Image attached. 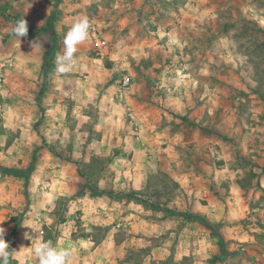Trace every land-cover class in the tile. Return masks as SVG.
Returning <instances> with one entry per match:
<instances>
[{
  "label": "rangeland",
  "instance_id": "obj_1",
  "mask_svg": "<svg viewBox=\"0 0 264 264\" xmlns=\"http://www.w3.org/2000/svg\"><path fill=\"white\" fill-rule=\"evenodd\" d=\"M240 1L238 14L228 9L222 12L223 19L238 18L241 22L251 18L243 10L246 1L242 0V4ZM31 3L32 0H0V5L7 6L5 16L0 13V168L10 167L20 174L3 173L5 177H12L14 185L19 188L17 196L6 200L4 207L14 230L23 233L18 239L13 236L9 264H22L23 257L28 255L25 245L30 241L24 232L34 231L22 223L32 225L38 236H48L54 245L57 237L69 240L86 237L87 234L92 235L94 243L91 245L101 241L109 245L120 244L113 252L118 264H221L228 256L213 254L212 246L206 240L202 244L198 242L200 232L189 225L191 220H185L178 209L170 210L167 206L168 200L174 202L180 195L179 180L161 167H152L149 161L153 153L144 152L142 157L123 153L122 146L129 142L126 140L122 144L118 140V136L123 135L131 137L129 141L132 143L135 140L139 142L133 138H139L141 125L138 121H152L158 108L167 109L168 92L152 88L155 82L164 81L163 51L158 50L161 59L156 57V60L149 54L139 61L131 48L121 58L114 39H107L97 24L90 22L100 37L108 40L109 47L101 49L97 45L90 27L87 39L77 46L75 67L69 73L60 74L55 71L56 55L63 53L64 36L72 23L59 22V18L56 20L50 15L39 24L31 22ZM229 4L226 1L223 5ZM235 4L232 2L231 5ZM251 4L259 5L256 1ZM137 15L147 18L149 12ZM22 18L27 20L29 31L27 37L20 40L11 32L15 22ZM252 24L245 23L243 31H251L253 38L239 37L237 41H221L214 46L223 54L218 65L222 82L256 83L259 88L256 87L255 91L264 97V32ZM33 41H36L34 46ZM189 45L190 50L197 54L206 50V45L194 39ZM229 50L235 54L233 58L229 56ZM244 51L251 58L243 59ZM114 53L117 57L112 60L109 56L113 57ZM153 62L162 64L154 67L156 75L149 73ZM246 66L248 75L242 73ZM126 75L132 77L129 89L122 88ZM197 77L202 81L201 75ZM206 80L205 76L203 81ZM181 93L195 98L197 91L191 87L187 94ZM251 109L242 106L241 115H251ZM258 111L263 114L264 108ZM230 112L226 110V114ZM143 113L147 117L140 115ZM241 127L244 133L248 129L244 125ZM255 131L262 134L263 129ZM239 145L238 140L236 146ZM263 145L264 139L258 147ZM239 152H242L241 148L237 147L234 166L244 165ZM184 153L191 158L204 157L206 149L204 146L198 150L188 148ZM90 156L102 159V169L94 171L100 189L114 191L112 195L101 194L102 201H99L102 205L114 206L112 211L115 213L107 225H94L87 233L83 227V211L75 201L89 192L87 178L79 170L88 171ZM34 158L35 166L30 170ZM220 160L223 159L217 160V164ZM100 163L97 162L96 170ZM258 172L261 173L260 170ZM250 176V172L242 173V177L252 178ZM207 185L211 193H219L223 197L229 195L225 190L227 187L216 186L212 179L207 181ZM60 196L68 199H59ZM247 196H251L250 191ZM251 200L250 209L241 220L246 228H251L254 222L261 224L259 218L249 217L264 209V199ZM172 202V206H177ZM161 207L163 212L159 210ZM120 208L133 211L134 215L123 219L124 211ZM60 216L63 221H59ZM185 227H188L187 231ZM257 243L264 248L263 239L258 238ZM191 247L192 252L188 253Z\"/></svg>",
  "mask_w": 264,
  "mask_h": 264
},
{
  "label": "crops",
  "instance_id": "obj_2",
  "mask_svg": "<svg viewBox=\"0 0 264 264\" xmlns=\"http://www.w3.org/2000/svg\"><path fill=\"white\" fill-rule=\"evenodd\" d=\"M226 1L230 2L229 6L223 5ZM245 1L243 10L251 18L241 22L238 18L225 20L222 16V12L228 9L238 14L239 0H32L29 9L30 21L38 24L49 15L56 20L59 18V22L64 20L63 22L68 23H73L80 15L87 17L90 22L97 24L103 36L114 39L119 46L117 52L121 58L131 48L132 54L139 61L149 54L156 60V57L161 59L158 50L163 51L164 81L155 82L152 88L168 92L167 109L158 108L157 116L152 121H138L141 125L139 138H133L139 142L135 140L132 143L129 141L131 137L123 135L118 136V140L122 144L126 140L129 142L122 146L123 153L129 152L140 157L144 152L153 153L149 161L152 167H161L179 180L180 195L174 202L167 201L170 210L178 209L179 212L196 215L218 226L220 235L212 237L210 230L199 220L189 219L191 221L188 223L200 232L198 242L201 241L202 244L206 240L212 246L213 254L228 256L221 264H264V248L257 243L258 238L264 242V209L251 215L259 218L261 224L254 222L255 226L246 228L241 222L250 209L251 199L254 202L264 199V145L258 147L264 139V112L261 114L258 111L264 108V97L255 91L258 87L256 83L222 82V72L218 65L223 54L214 46L221 41H237L239 37L253 38L251 31H243L245 23H253V26L260 27V32H264V1ZM254 1L259 5L251 4ZM232 2L236 4L233 6ZM147 11V18L137 15ZM91 14L95 15L91 17ZM193 39L206 45L202 54L190 50L189 44ZM229 51V56L233 58L235 54L232 50ZM109 57L113 60L117 55L114 53L113 57ZM241 57L245 60L251 58L246 51ZM194 59L199 62L194 63ZM158 65L162 64L153 62L149 73L156 75L154 67ZM229 69L233 72L232 68ZM242 73L249 74L247 66ZM197 75H201L202 81L198 80ZM205 76L207 80L203 81ZM191 87L197 91L195 98L182 95L181 92L187 94ZM242 106L250 109L253 107L251 115L243 117ZM226 110L231 112L226 114ZM140 115L147 117L144 113ZM257 120L259 123H256ZM241 125L248 128L245 133ZM261 129L262 134L255 131ZM238 140L240 145L236 146ZM202 146L206 149L204 157L191 158L184 153L188 148L198 150ZM237 147L242 151L239 152L244 161L241 166H234ZM219 159H223V162L220 160L217 164ZM245 171L250 172L252 178L242 177ZM209 179L216 186L227 187L224 189L229 195L223 197L222 194L211 193L207 185ZM14 183L12 177H5L0 170V224L6 229L7 241V235L13 236L15 226L9 221L4 204L19 192ZM248 191L251 193L250 197L247 196ZM101 197L87 192L75 201L83 211V227L87 233L94 225H107L115 213L112 211L114 206L102 205L99 201H102ZM171 202L177 206H172ZM159 210L163 212L162 207ZM124 212L123 219L134 215L133 211ZM187 230L188 227H185V231ZM27 231L24 235L32 233L33 243L29 239L30 244L25 245L28 255L23 257L22 264H39L33 246L37 240H45L44 236ZM22 235V232L17 231L14 238L18 239ZM91 238V234L69 240L57 237L55 246L74 250L69 264H118L113 252L120 244L109 245L101 241L91 245L94 243ZM190 243L191 239L189 245ZM187 251L192 252V247Z\"/></svg>",
  "mask_w": 264,
  "mask_h": 264
},
{
  "label": "clouds",
  "instance_id": "obj_3",
  "mask_svg": "<svg viewBox=\"0 0 264 264\" xmlns=\"http://www.w3.org/2000/svg\"><path fill=\"white\" fill-rule=\"evenodd\" d=\"M90 27L91 24L87 17L77 18L71 24L64 36L63 53H57L56 55V72L66 74L72 71L76 65L75 53L77 52V46L87 39ZM28 31V22L25 18H22L15 22L12 34L21 40V38L27 37ZM35 43L36 41L32 42L33 46ZM22 224L30 227L38 235L36 228L32 225ZM25 235L33 243L32 234L26 233ZM5 236L6 229L0 224V264H9L10 260L9 242ZM33 251L39 264H69L74 255L73 249L69 247H57L50 240H37L33 246Z\"/></svg>",
  "mask_w": 264,
  "mask_h": 264
},
{
  "label": "trees",
  "instance_id": "obj_4",
  "mask_svg": "<svg viewBox=\"0 0 264 264\" xmlns=\"http://www.w3.org/2000/svg\"><path fill=\"white\" fill-rule=\"evenodd\" d=\"M5 9H7V6L6 4H1L0 5V13L5 16ZM35 160L36 158L33 159V161L31 162L30 166H29V169L32 170L34 169V166H35ZM102 159H99L98 157L96 156H90L89 160L87 161L88 163V171L85 172V171H81L79 170V173L81 175H83L84 177L87 178V184H86V188L87 190L92 194V195H101V194H108V195H112L114 193V191H108V190H102L100 189L99 187V184L97 181H95V174H94V171H100L102 169V165H101V162ZM97 162L100 163V168L98 170H96V168H98V165H97ZM0 170L3 172V173H6V174H10V175H14V176H20L18 170L16 169H12L10 167H1ZM132 193H137V194H141L140 191H133ZM61 198L59 199H68V197H65V196H60ZM56 210H57V213H58V204L56 205ZM179 214L181 216H183L185 219L189 220V219H195V220H199L200 222H202L210 231H211V234L213 237H216V236H219V231H218V226L203 219V218H200L196 215H191V214H188L186 212H179ZM63 217L60 216L59 218V221H63ZM17 230H15L13 232V236L16 234ZM13 236L12 235H7V238H8V241H9V251L11 252V249H12V240H13ZM44 241H47L48 240V236H45L44 237Z\"/></svg>",
  "mask_w": 264,
  "mask_h": 264
},
{
  "label": "built area",
  "instance_id": "obj_5",
  "mask_svg": "<svg viewBox=\"0 0 264 264\" xmlns=\"http://www.w3.org/2000/svg\"><path fill=\"white\" fill-rule=\"evenodd\" d=\"M92 30H93V35L96 39V43L97 45L102 49H105L108 46V42L106 40H103L102 37H100L99 33L97 32L96 30V27L95 26H91ZM131 83H132V77L130 75H126L124 78H123V84H122V88L124 89H129L131 87ZM252 219H257L255 215L251 216Z\"/></svg>",
  "mask_w": 264,
  "mask_h": 264
}]
</instances>
